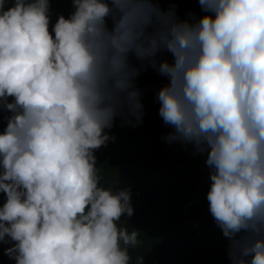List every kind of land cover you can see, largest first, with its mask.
Here are the masks:
<instances>
[{
  "label": "clouds",
  "instance_id": "1",
  "mask_svg": "<svg viewBox=\"0 0 264 264\" xmlns=\"http://www.w3.org/2000/svg\"><path fill=\"white\" fill-rule=\"evenodd\" d=\"M160 2L72 0L50 32V0H0V244L15 264H131L130 190L101 186L94 153L117 117L142 121L146 65L168 81L166 142L206 153L231 264H264V0H197L191 19Z\"/></svg>",
  "mask_w": 264,
  "mask_h": 264
},
{
  "label": "trees",
  "instance_id": "2",
  "mask_svg": "<svg viewBox=\"0 0 264 264\" xmlns=\"http://www.w3.org/2000/svg\"><path fill=\"white\" fill-rule=\"evenodd\" d=\"M10 6L11 2L6 5ZM159 6L174 7L180 19H191L190 13L196 18L204 15L197 0H161ZM73 11L72 0H50V32L59 16L67 18ZM160 58L171 61L169 54ZM132 63L140 66L135 58ZM167 82L151 66L142 68L134 81L141 92L142 121L117 117L113 128L106 130L115 139L94 153L100 184L130 190L133 215L121 217L120 223L129 232H139L140 243L129 249L131 264L138 258L141 264H231L229 241L209 212L206 153L164 139L172 129L158 114L157 93ZM5 125L6 121L0 122V131ZM4 202L0 193V206ZM10 246L0 244V264H15L4 254Z\"/></svg>",
  "mask_w": 264,
  "mask_h": 264
}]
</instances>
